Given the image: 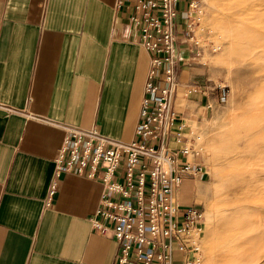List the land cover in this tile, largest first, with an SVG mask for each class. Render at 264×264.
Masks as SVG:
<instances>
[{
    "label": "crops",
    "instance_id": "0c3cea01",
    "mask_svg": "<svg viewBox=\"0 0 264 264\" xmlns=\"http://www.w3.org/2000/svg\"><path fill=\"white\" fill-rule=\"evenodd\" d=\"M0 0V264H115L118 243L93 228L99 180L63 174L50 199L65 126L131 142L152 55L130 25V0ZM192 0L179 4V121L200 125L218 100L204 58L183 36ZM187 182L181 204H195Z\"/></svg>",
    "mask_w": 264,
    "mask_h": 264
},
{
    "label": "built area",
    "instance_id": "2783aa9c",
    "mask_svg": "<svg viewBox=\"0 0 264 264\" xmlns=\"http://www.w3.org/2000/svg\"><path fill=\"white\" fill-rule=\"evenodd\" d=\"M130 1V25L152 55L136 139L124 142L97 128L65 126L50 199L63 174L99 180L101 204L90 221L118 243L115 264H200L205 210L179 201L186 179L203 174V167L190 161L195 126L179 121L173 110L179 88L187 94L202 92L197 84L182 85L178 77L180 0ZM197 2H190L184 28L189 43L194 41L192 11L199 9Z\"/></svg>",
    "mask_w": 264,
    "mask_h": 264
},
{
    "label": "rangeland",
    "instance_id": "374dc122",
    "mask_svg": "<svg viewBox=\"0 0 264 264\" xmlns=\"http://www.w3.org/2000/svg\"><path fill=\"white\" fill-rule=\"evenodd\" d=\"M197 1L200 12L192 11L195 29L191 36L194 41L189 43L184 33L183 36L186 38L187 44L192 46L190 51L193 58L191 57V59L194 60L201 56L204 58L207 78L219 91V98L211 107L203 123L200 125L190 123L195 126V135L191 142L194 152L191 154L190 161L194 165L202 166L203 174L198 178L186 179L181 186L183 188L187 182L194 185L197 190L196 202L190 206L205 210L200 264H241V262L243 264L252 262L264 264V236L259 238L261 230L252 229L254 225H257L256 220H259V225L263 222L262 231H264V218L261 219V215L264 214V204H262L264 203V160L261 161L260 158L250 154L245 138H234L231 133H227L221 138L222 132L225 131V125L230 118L233 117L234 120L239 116L243 104L248 103L259 90L264 94V68L261 67V64L252 62L249 58L251 56L247 55L246 50L241 47L239 42L229 37L232 35L231 33L234 34L233 38L236 34L242 36L240 28L249 30L240 20V11L243 12L241 7L244 5L243 7L246 9H250L257 3L264 5V0ZM243 18H248V15L245 14ZM261 26L264 27V19L261 21ZM231 29L233 32L230 31ZM179 38L180 34L177 39V48ZM238 51L240 56L243 54L246 56L238 58L235 54ZM180 56L179 52V58ZM181 61L180 58L177 66L178 77ZM250 62L252 63L250 64ZM257 66L258 68H255ZM180 83L187 85L181 81ZM188 85L196 84L189 83ZM182 88H179V91ZM223 146L228 148L230 154L232 153L231 169L239 171L241 179L254 177L253 180H242V182L234 180L233 187H230L229 191L221 175V168L225 165L221 159ZM232 149L233 151H231ZM180 191L179 201L181 199ZM223 218H227L229 221L224 230L221 229ZM256 237L261 240L257 242ZM224 241L231 246L229 251L233 254L229 253L228 257L233 260L219 253L209 254L211 248L217 243L224 244ZM254 246H257L258 249H253ZM240 251L242 255L239 254Z\"/></svg>",
    "mask_w": 264,
    "mask_h": 264
},
{
    "label": "bare ground",
    "instance_id": "6f19581e",
    "mask_svg": "<svg viewBox=\"0 0 264 264\" xmlns=\"http://www.w3.org/2000/svg\"><path fill=\"white\" fill-rule=\"evenodd\" d=\"M252 4L254 5V3H252ZM243 6L241 7V8H243V12L240 11L241 15H239V17H240L241 22H244V26L246 28H248L249 30L240 28V32L243 33L242 36L241 35L238 36V34L235 33L236 36H235V38H233L234 34L231 33L232 35H230L229 37H230V39L236 40L239 42L241 47L246 50L247 55L251 56L249 58L252 62L255 61L254 63L261 64V67L264 68V27L262 28V26H261V21L264 19V5H261V4L258 5V3L256 4V6L254 5L255 7H252L251 5H249L250 7H252V8L249 7L250 9H246ZM229 8H231V7H229ZM245 14L248 15V18H243V17H245ZM233 16H231V17H233ZM224 21H225V19H224ZM229 22H232V21H229ZM233 29H231L230 31L233 32ZM228 33H230V32L228 31ZM235 54L238 58L246 56V54H243L242 56H240L239 51L237 53L235 52ZM252 62H250V64ZM255 68H258V66ZM227 133H231L234 138H245L246 145H247L246 147H248L250 149V154L254 155L255 157L260 158L261 161L264 160V94L262 92H260V90H259V92H256L255 96L252 97V99L249 100L248 103L243 104V106L240 109L239 116L236 119L233 120V117L229 119L228 123L225 125V131L222 132V134H221V138L224 137ZM231 151H233V149ZM231 154H230V151L228 150V148L226 146H223L221 148V159L225 163V165H223V167L221 168V175H222V180L226 184L228 191H229L230 187H233V181L234 180H235V182L238 180H241V182H242V180H253L254 179V177L249 178V179H245V178L241 179L240 172L239 171H233L231 169V166H230V162H231V158H232ZM262 204H264V203H262ZM259 216H258V218H259ZM261 217H262L261 219H263L264 214L261 215ZM256 221H257V225H254L252 227V229L256 230V231L259 229L261 230V231H259V232H261V234L258 235V237L260 238V237L264 236V231H262L263 222L261 225H259L260 221L259 220H256ZM228 223H229V221H227V218H225V219L223 218V223H221V229L224 230L225 226ZM251 240H253V238ZM255 240L258 242L261 239L258 240V238H257ZM224 242H225L224 244L217 243L213 248H211V246H210L211 249L209 250V254L214 255V254L219 253V254L226 256L228 259L233 260V258L228 257V254L231 252V251H229L231 246H229L227 244L228 242H226V241H224ZM213 244H212V246H213ZM253 249H258V248H257V246H254ZM230 254H233V252ZM239 254L242 255L241 251ZM241 264H243V263L241 262Z\"/></svg>",
    "mask_w": 264,
    "mask_h": 264
}]
</instances>
